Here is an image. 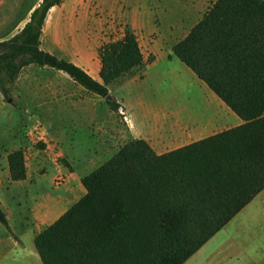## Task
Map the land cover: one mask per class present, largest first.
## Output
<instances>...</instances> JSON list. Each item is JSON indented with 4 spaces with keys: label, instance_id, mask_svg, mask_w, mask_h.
<instances>
[{
    "label": "trees",
    "instance_id": "trees-1",
    "mask_svg": "<svg viewBox=\"0 0 264 264\" xmlns=\"http://www.w3.org/2000/svg\"><path fill=\"white\" fill-rule=\"evenodd\" d=\"M46 1L0 42L3 96V76L13 81L34 64L105 99L108 85L154 62L128 27L99 47V81L42 51L47 11L61 2ZM171 51L242 124L161 155L129 140L82 178L85 195L35 236L42 264H183L264 189V0H216ZM105 103L118 112L113 97ZM7 164L11 181L25 180L22 150ZM0 223L10 231L1 209Z\"/></svg>",
    "mask_w": 264,
    "mask_h": 264
},
{
    "label": "crops",
    "instance_id": "crops-1",
    "mask_svg": "<svg viewBox=\"0 0 264 264\" xmlns=\"http://www.w3.org/2000/svg\"><path fill=\"white\" fill-rule=\"evenodd\" d=\"M215 1L175 0L157 7L153 0H61L47 11L39 47L58 58L67 54L61 59L99 81V47L93 51L92 46L100 39L104 44L119 40L124 28H130L142 53L144 42L155 60L117 89L116 102L125 119L128 141L145 140L161 155L242 124L171 51ZM37 2L28 5L24 13L34 10ZM23 4L24 0H15V4L13 0H0V12L17 14ZM25 18L3 19L0 42L13 37ZM84 28L93 33L87 34V42L77 33ZM180 30H184L183 35L172 39ZM28 71L27 82L21 81L19 86V92L27 96L18 95L23 101L18 100L27 105V119L36 124H55L51 108L72 98L66 86L69 76L46 67ZM163 81L170 85L164 95L159 86ZM183 92L188 94L187 102ZM35 137L13 136L8 143L0 142V209L10 229L0 223V264H42L35 236L85 195L81 180L94 170L86 171L92 164L90 155H95L92 148L80 158L78 146L63 136H40L45 143L41 148L35 146ZM122 144L126 141L117 148L111 145V149L116 148L114 154ZM15 150H22L25 159L26 178L19 182L11 181L7 164L8 154ZM61 156L70 170L57 163ZM45 166L50 169L41 174ZM58 176L62 184L54 186ZM183 264H264V189Z\"/></svg>",
    "mask_w": 264,
    "mask_h": 264
},
{
    "label": "rangeland",
    "instance_id": "rangeland-1",
    "mask_svg": "<svg viewBox=\"0 0 264 264\" xmlns=\"http://www.w3.org/2000/svg\"><path fill=\"white\" fill-rule=\"evenodd\" d=\"M36 0H32L29 2H25L22 5L19 13H12L11 15L7 12H0V22L3 21L7 16H11L12 19L15 16H23L26 17L25 20L20 25L19 30L13 37L9 40H12L15 36H17L29 23L32 12L38 8L41 4L42 0H38L34 10H32L28 15L25 14V8L29 7L30 3L35 2ZM55 0H47L46 5L54 2ZM175 0H153L154 6H164L166 4H172ZM15 4V0H13ZM26 15V16H25ZM45 20V19H44ZM43 26V25H42ZM184 30H180L179 33H174L172 35V39H176L177 35L180 37L183 35ZM77 33L81 37H85L83 39L84 42H87L89 37L87 34H93L90 29H78ZM103 36V35H102ZM106 36V34H104ZM7 40V41H9ZM91 42V39H89ZM104 45L103 39H100L98 44H94L92 46L93 51L97 47H101ZM143 53L146 58H148L149 54V46L141 42ZM84 45H77V47H83ZM90 46V45H89ZM144 46H147L146 48ZM40 49V47H39ZM61 57H67V54H61ZM36 68H44L39 67L34 64H30L22 68L16 79L13 81L9 80L7 77L3 76V86L5 89V96L0 91V142L8 143L13 136H37L34 139L35 146L37 148L42 145L45 146L43 141H40V136H63L66 141L73 142V144L78 146L76 150L78 157L82 158V155L87 151L90 152L91 148L94 151V156L90 155L92 160V164L86 168V171H91L92 169H96L99 165L114 155L115 149L121 146V141H128L127 129L125 126V119L122 115V111L119 109L118 112H112L109 110L105 103V99L87 92L83 87L72 81L71 79H67L66 86L69 88V94L72 98L66 99L63 101L61 106H53L51 109L56 117L53 119L55 124L51 125H43L32 123L30 119H27V105L23 103L22 97L20 98L18 95H23L24 97L27 94H23V92H19L21 88V81L24 84L28 79V70H33ZM48 68V67H46ZM144 68V67H143ZM143 68L135 70L129 76L111 83L107 86L108 92L115 100L117 89L123 85L129 79L141 74ZM17 69V68H16ZM14 70V72L16 71ZM18 71V70H17ZM22 74V75H21ZM25 74V75H24ZM26 76V77H24ZM20 86V88H19ZM160 90L162 91V95H164L170 89V85L168 81H163L160 83ZM184 96V101L187 102L186 96L188 95L186 92L182 94ZM20 98L19 101L18 99ZM118 101V100H117ZM114 136V137H110ZM111 139V144H110ZM111 145H114L116 148L111 149ZM123 145V144H122ZM41 148V147H39ZM48 157V155H45ZM90 158V157H89ZM66 159L64 157H58L57 163L63 167H66L63 162ZM77 167V165H75ZM53 168L55 169L54 165ZM49 166H45L40 169V173H46L49 170ZM50 174H48L47 178ZM59 181V176L53 182V185H56V182Z\"/></svg>",
    "mask_w": 264,
    "mask_h": 264
},
{
    "label": "water",
    "instance_id": "water-1",
    "mask_svg": "<svg viewBox=\"0 0 264 264\" xmlns=\"http://www.w3.org/2000/svg\"><path fill=\"white\" fill-rule=\"evenodd\" d=\"M111 99V95L109 94V95H107L106 97H105V100L106 101H108V100H110Z\"/></svg>",
    "mask_w": 264,
    "mask_h": 264
},
{
    "label": "built area",
    "instance_id": "built-area-1",
    "mask_svg": "<svg viewBox=\"0 0 264 264\" xmlns=\"http://www.w3.org/2000/svg\"><path fill=\"white\" fill-rule=\"evenodd\" d=\"M62 184V181L59 180L58 182H56V185H61Z\"/></svg>",
    "mask_w": 264,
    "mask_h": 264
}]
</instances>
